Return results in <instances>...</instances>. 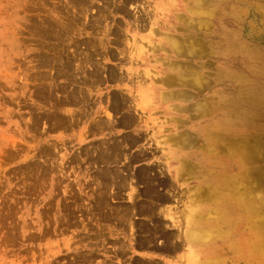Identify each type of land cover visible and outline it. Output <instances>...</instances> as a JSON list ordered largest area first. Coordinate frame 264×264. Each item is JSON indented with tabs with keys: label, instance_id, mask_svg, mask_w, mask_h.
<instances>
[{
	"label": "rangeland",
	"instance_id": "obj_1",
	"mask_svg": "<svg viewBox=\"0 0 264 264\" xmlns=\"http://www.w3.org/2000/svg\"><path fill=\"white\" fill-rule=\"evenodd\" d=\"M164 3L163 12L155 10L136 27L133 15H140L141 7L151 10ZM186 5H197L203 16L198 23L202 53L190 62L192 69L202 68L195 83L201 91L194 99L203 109L196 113L158 100L165 91L155 62L166 57L158 49L161 37L179 31L196 38L180 31L179 24L188 18ZM118 28L122 35L117 41ZM61 47L63 59L71 63L53 64ZM137 48L143 49L144 59L129 63L127 56ZM78 65L83 73L77 72ZM92 69L100 74L111 69L119 78L105 82L96 73L92 81ZM145 70L154 76L153 100L140 110L133 106L140 92L135 81ZM83 74L89 82L82 85ZM117 96L127 99L126 107L115 106ZM126 115L135 120L130 127L93 129L98 121L119 122ZM230 123L236 148L224 154L229 164L222 173L234 176L239 192L248 178L251 200L244 218L219 224L224 227L220 238L232 230L241 243L239 259L228 253L218 264H264V0H0V264H195V250L184 234L194 229L187 217L202 210L206 200L191 201L200 193L208 195L200 181L222 166L201 164L177 181L176 171L184 165L181 159L195 166L206 157L204 139ZM180 133L189 137L185 146L175 143ZM138 135L136 143L119 147L116 164L102 163L112 142ZM114 165L116 181L126 179L115 189L110 185L116 181L108 177ZM150 187L169 202L152 204ZM149 208L160 213L155 218L165 232L175 229L172 221L180 223L179 231L172 232L180 233L177 251L152 253L141 247L140 238V248L134 244L135 229L148 230L155 221ZM166 208L173 220L161 215ZM118 210L129 211L120 225ZM247 232L251 249L258 250L250 261L241 256L248 249L242 242ZM118 241L132 249L116 254Z\"/></svg>",
	"mask_w": 264,
	"mask_h": 264
},
{
	"label": "bare ground",
	"instance_id": "obj_2",
	"mask_svg": "<svg viewBox=\"0 0 264 264\" xmlns=\"http://www.w3.org/2000/svg\"><path fill=\"white\" fill-rule=\"evenodd\" d=\"M195 1V0H194ZM189 2V0H187ZM167 6L166 3L161 4V8H159V5L155 7H152L151 10H148L147 7H141V14L133 15L134 21L137 23L136 27L141 28L143 25V22L148 18V16L153 13H155V10H159L160 12H163L162 8L163 6ZM185 11V14H187V17L189 18V21L187 17L186 21L184 23L179 24V27L181 28L180 31L183 33H192L196 38H191V35L186 36L182 35V33H179V31H176L177 34L173 36L163 35L161 39L163 40L159 46L158 49H163L166 54V57L169 58H175L181 60L180 63L175 62H169V60L166 59V57L159 58V60L155 61L160 65V68L162 70V73L158 78L160 89H163L165 91L160 92V96L158 100L160 102H170L174 101L177 104L182 105L180 109L185 111L186 107H188V110L190 112L196 113V111H200L203 108H201L202 102L199 103L195 101L194 96L198 95L201 91L199 89V84L197 81L201 80V77L198 75L202 72V68L199 65L194 70L191 68L190 62L192 60H198V56H201L202 49H201V40H199L200 36V30L198 27V23L202 21V15L199 12V7L196 5L194 7H188L186 5V8H183ZM193 22V23H190ZM178 27V28H179ZM198 30V31H197ZM115 39L118 41L119 36L122 35V30L120 28L115 31ZM118 37V38H117ZM133 42L140 41V39L133 38ZM166 47V48H165ZM94 49V47L92 46ZM71 53H74L73 51H70ZM197 52L199 54L197 55ZM63 53L64 49L59 50L58 53H55L53 55V64H56L57 62H60L61 65H64V63H71L69 58H66V60L63 59ZM91 53H95L94 50H91ZM106 54H109V52H106ZM144 51L141 48H137L135 50V53L129 56H127V59L129 60V63L136 64V61L141 59V61L144 58H141L144 56ZM109 56V55H108ZM87 57V56H86ZM122 59H125V56L122 55ZM59 60V61H58ZM77 72H82L83 70H79V65L76 68ZM121 71V70H120ZM84 72V71H83ZM82 72V73H83ZM91 78L92 81H95V77H97L96 73L98 74L99 78L102 77L105 82H113L117 80L119 77L117 76L116 72L114 70L108 69L106 72H101L98 69H92ZM65 74V73H64ZM150 71L145 70L144 72H141L137 74L136 78L138 79L135 81V86L139 89L140 92H138V97L135 100L136 102L133 104V106L136 108H139L140 110H144L145 108L150 107L148 105L153 100V87H151L154 76L152 74L150 75ZM130 73H127L126 76H129ZM94 77V78H93ZM51 78V77H50ZM53 79V77H52ZM89 82L88 80V74L82 75V82L84 83ZM195 84V85H194ZM79 87L82 88L80 85ZM73 93V90L72 92ZM77 94L80 96V92L78 91ZM191 96V97H190ZM82 97V98H81ZM80 98L84 100L83 95ZM190 97V102H189ZM196 98V97H195ZM115 100V106H118V109L121 108V106H125L128 104L127 99L123 98L122 96L114 97ZM194 101V102H193ZM69 104H72L73 100L69 99L66 101ZM193 102V103H191ZM214 107H217V104L214 102ZM225 105L222 104V106ZM230 105V102L226 103V106ZM232 105V104H231ZM178 106V105H175ZM128 107V106H127ZM203 107V106H202ZM117 110V108H116ZM192 110V111H191ZM186 114L189 117V112L187 111ZM191 114V113H190ZM109 118V117H108ZM230 121L232 119V115L230 116ZM135 123V120H132V118L129 117V115H126L121 119L119 122L114 121H98L93 129L96 131H102L104 129H114L118 126L123 127H130ZM231 124V123H230ZM211 136H208L210 139H204L208 145L205 149L207 152L206 157L202 156L196 161V165L194 166V163H189L185 161L184 159H181L184 165L179 167L176 171V181L181 179L183 176H188L189 172L188 169H192L196 166H199L201 164L205 163H215L219 164V166H222L219 168L214 175H212L210 178L206 177L203 178V180L200 181V187L202 188L201 191L208 192L207 196H203L202 193L200 195L196 196L191 202L192 204L199 203L201 200L204 201V205L201 207L202 210H198L196 212V215H189L187 217V223H193L194 229L189 230L187 233L184 234V241L186 244H189L191 248L195 250L194 255L192 256L191 261L193 260L195 264H218L223 258L222 256L228 254V253H235L239 254L238 259L240 258V253L238 252V246L241 243V239H237V235L232 230H226L225 237L220 236L223 234L222 230H224V227H221L219 224H224V221L227 222L229 220L231 221H238L244 218V214H247L249 212L250 207V200L251 197L249 196V189L250 184L248 181V178H246L247 185L245 186V189L242 192L237 191L236 189V180L234 176L230 177H224L222 170L224 169V166L226 164H229L225 160L224 154L227 152H230L231 150L236 148V144L233 139V128L232 124L231 126H227L225 128H217L210 134ZM227 138H231V141L228 143H225ZM137 139L140 140L141 136H137L135 139L131 138H122L121 140L114 141L111 143V147H113L110 150H104L103 155H107V158L101 157L102 163L111 166V164H116V161H118L119 156V147L120 146H126L128 143H136ZM187 139H189L188 136H186L185 133H180V135L175 139V143L181 144L185 146L187 144ZM211 146L214 148L212 149ZM201 146V144H200ZM216 146V147H215ZM211 148V149H210ZM200 151V150H199ZM198 151V153H199ZM246 158H248L249 152L247 148L244 150ZM197 153V154H198ZM197 159V158H196ZM248 161V159H247ZM117 168L111 169L108 171V177L114 178V182L117 180L118 176V166L114 165ZM202 166V165H201ZM215 168V167H214ZM189 178V177H188ZM209 178V179H208ZM185 179V178H184ZM126 180L125 178H121L119 181H116L115 183H112L110 187H113L115 189V184L122 186L121 181ZM150 192H154V188L150 187ZM203 192V193H204ZM205 192V193H207ZM155 193V192H154ZM152 194L150 200L153 204L154 202H157V204L161 205L163 203L169 202V199L166 197H163L159 195L158 193ZM137 195V194H136ZM136 195L130 196V199L133 200L132 202V209L134 210L136 208V204L134 203V199ZM134 198V199H133ZM156 207V205H153ZM240 208H243L244 211L242 213H238L237 210H240ZM189 211H193L192 209H189ZM226 211L230 212V217L225 213ZM241 211V210H240ZM119 214V220L117 221V225H120L122 222H124V218L128 217L129 211H123L118 210ZM149 215L152 219L155 221L152 222V227H150L148 230L146 229H135L133 235V242L137 246V248H140V243H138V239L140 238V241H144L141 247H148L147 250H150L152 253H173L178 250L179 246H177L176 243L180 241V233H172L173 231L178 230L180 227V223L178 221H172L171 225L175 229H172L169 232H165L163 229L164 224L161 220L158 218L156 219V215H160L158 211L154 212L153 209H148ZM161 212V215L164 217L171 219L172 212L170 208L163 209ZM249 219H246V225L250 228V223H248ZM224 226V225H223ZM129 228L133 230L134 226L132 224H129ZM172 228V226H171ZM168 231V230H167ZM179 231V230H178ZM135 234H138V237H134ZM154 239H160L162 240V244L159 246H156V244H153ZM244 244L248 246V249L241 253V256L245 257L247 261H250V255L253 254L254 251L251 249V240H250V233L247 232V236L242 240ZM118 253L119 255H124L127 251L132 249L131 246H125L122 243L118 241ZM262 249V248H259ZM101 264H110V263H104ZM142 264V263H137ZM144 264H158V262H144Z\"/></svg>",
	"mask_w": 264,
	"mask_h": 264
}]
</instances>
